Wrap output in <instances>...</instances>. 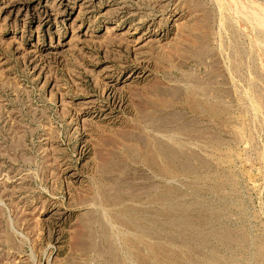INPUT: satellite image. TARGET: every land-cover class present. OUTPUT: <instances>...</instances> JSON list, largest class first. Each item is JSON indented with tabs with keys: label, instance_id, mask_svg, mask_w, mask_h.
<instances>
[{
	"label": "rangeland",
	"instance_id": "obj_1",
	"mask_svg": "<svg viewBox=\"0 0 264 264\" xmlns=\"http://www.w3.org/2000/svg\"><path fill=\"white\" fill-rule=\"evenodd\" d=\"M0 264H264V0H0Z\"/></svg>",
	"mask_w": 264,
	"mask_h": 264
},
{
	"label": "bare ground",
	"instance_id": "obj_2",
	"mask_svg": "<svg viewBox=\"0 0 264 264\" xmlns=\"http://www.w3.org/2000/svg\"><path fill=\"white\" fill-rule=\"evenodd\" d=\"M236 2V1H235ZM247 4V3H246ZM246 6V5H245ZM244 7V6H243ZM245 8V7H244ZM251 11V10H250ZM241 15V14H240ZM248 18V17H247ZM259 19V18H258ZM262 22V21H261Z\"/></svg>",
	"mask_w": 264,
	"mask_h": 264
}]
</instances>
